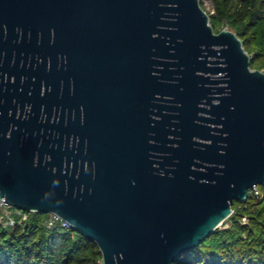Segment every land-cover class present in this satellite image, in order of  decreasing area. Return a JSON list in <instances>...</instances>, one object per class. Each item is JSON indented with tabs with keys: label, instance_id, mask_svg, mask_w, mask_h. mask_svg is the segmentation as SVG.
<instances>
[{
	"label": "water",
	"instance_id": "95a60500",
	"mask_svg": "<svg viewBox=\"0 0 264 264\" xmlns=\"http://www.w3.org/2000/svg\"><path fill=\"white\" fill-rule=\"evenodd\" d=\"M91 19L130 96L136 83L141 100L156 97L164 140L142 128L141 142H0V197L58 215L102 264H173L264 187V72L235 33L214 32L200 0H0V27L64 44L83 47Z\"/></svg>",
	"mask_w": 264,
	"mask_h": 264
},
{
	"label": "flooded vegetation",
	"instance_id": "af4514ba",
	"mask_svg": "<svg viewBox=\"0 0 264 264\" xmlns=\"http://www.w3.org/2000/svg\"><path fill=\"white\" fill-rule=\"evenodd\" d=\"M89 24L83 47L47 29L0 27V142H141L142 128L146 142L164 140L156 97L141 100L136 83L130 96L119 54Z\"/></svg>",
	"mask_w": 264,
	"mask_h": 264
},
{
	"label": "trees",
	"instance_id": "16d2710c",
	"mask_svg": "<svg viewBox=\"0 0 264 264\" xmlns=\"http://www.w3.org/2000/svg\"><path fill=\"white\" fill-rule=\"evenodd\" d=\"M212 2L208 17L214 32L228 28L235 33L250 57V68L264 71V0ZM258 188L262 198L234 202L225 220L229 225L216 229L173 264H264V187ZM45 217L28 213L22 226L0 228V264H102L93 242L71 229H46Z\"/></svg>",
	"mask_w": 264,
	"mask_h": 264
},
{
	"label": "built area",
	"instance_id": "2783aa9c",
	"mask_svg": "<svg viewBox=\"0 0 264 264\" xmlns=\"http://www.w3.org/2000/svg\"><path fill=\"white\" fill-rule=\"evenodd\" d=\"M249 197H255L257 199L262 198L263 194L258 187H254L248 192ZM232 214V213H231ZM28 212L16 209L8 204L3 197H0V228L8 229L14 228L17 226H22L23 223L27 220ZM246 219L243 218V222ZM44 226L46 229H52L56 226L63 229H70V226L67 222L62 220L56 214H48L44 219Z\"/></svg>",
	"mask_w": 264,
	"mask_h": 264
},
{
	"label": "rangeland",
	"instance_id": "374dc122",
	"mask_svg": "<svg viewBox=\"0 0 264 264\" xmlns=\"http://www.w3.org/2000/svg\"><path fill=\"white\" fill-rule=\"evenodd\" d=\"M200 3H201L200 5H201L202 9L207 13V15L213 14L214 8H213L212 0H200ZM224 29H228V28H224ZM242 221H243V219H242ZM228 225H229V221H224L223 224L221 226H219L218 229H223V228L227 227Z\"/></svg>",
	"mask_w": 264,
	"mask_h": 264
}]
</instances>
